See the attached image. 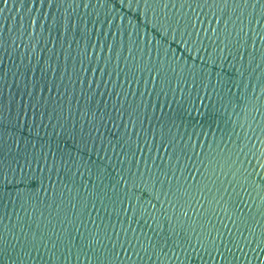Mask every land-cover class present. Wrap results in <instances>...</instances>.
Segmentation results:
<instances>
[{
	"label": "water",
	"instance_id": "obj_1",
	"mask_svg": "<svg viewBox=\"0 0 264 264\" xmlns=\"http://www.w3.org/2000/svg\"><path fill=\"white\" fill-rule=\"evenodd\" d=\"M262 0H0V264H264Z\"/></svg>",
	"mask_w": 264,
	"mask_h": 264
},
{
	"label": "snow or ice",
	"instance_id": "obj_2",
	"mask_svg": "<svg viewBox=\"0 0 264 264\" xmlns=\"http://www.w3.org/2000/svg\"><path fill=\"white\" fill-rule=\"evenodd\" d=\"M262 2H264V0H262ZM260 21H264V16L260 17V20L258 21V23H260ZM261 184L264 185V180H261Z\"/></svg>",
	"mask_w": 264,
	"mask_h": 264
}]
</instances>
